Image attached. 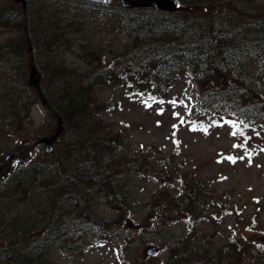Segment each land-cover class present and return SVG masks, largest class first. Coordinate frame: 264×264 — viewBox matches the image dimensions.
Returning a JSON list of instances; mask_svg holds the SVG:
<instances>
[{
  "label": "trees",
  "instance_id": "16d2710c",
  "mask_svg": "<svg viewBox=\"0 0 264 264\" xmlns=\"http://www.w3.org/2000/svg\"><path fill=\"white\" fill-rule=\"evenodd\" d=\"M55 1L61 6L43 23L41 18L35 23L33 14L25 13L22 7L18 14L12 12L11 7L1 10L2 24L24 31L19 41L8 45L9 53L27 59L32 46L33 56L40 58L45 54L47 58H54L59 51L82 46L84 30L78 15L74 14L80 3L110 11L106 6L72 0ZM176 1L182 8L176 13L120 9L129 44L108 67L88 81L79 79L55 60L41 64L47 109L52 110L51 115L57 121L58 118L63 120L62 137L68 136L57 142L58 146L64 145L59 148L61 150L53 156L27 162L30 168L15 179L9 178L0 191L3 199L9 201L5 213L8 216L13 213L19 218V224L9 225L17 233H8L7 224L1 223L5 236L0 241V264H51L50 251L54 244L64 250L81 248L87 233H107L109 224L97 215L96 209L102 203L118 211L132 208L126 183L132 174L153 177L163 184L172 180L164 172L169 168V162L158 160L155 166L161 170L157 172L149 160L141 162L117 152L114 144L120 137L111 138L109 126L104 127L101 119L113 103L99 100L100 88L124 85L130 90L148 89L161 95L169 91L177 69L188 65L191 81L199 89L189 115L197 127L223 121H233L253 131L263 126L257 116L264 107V100H258L252 88L249 62L258 59L264 69V10L247 14L238 4L240 0ZM39 25L46 27L32 33ZM26 86L24 80V88ZM28 90L38 97L33 88ZM7 115L12 118L8 135L14 136L16 133L11 130L23 126L22 121L13 110ZM21 135L16 142L21 145L26 140L25 143L30 145H22L28 149L33 139L24 133ZM183 188L182 202L187 213H191L189 206L195 205L196 191L192 185L183 184ZM163 190L159 199L163 208L158 216L162 221L172 223L174 206L180 207L178 203L182 202L171 196L168 186ZM191 190L192 194H189ZM12 192L20 195L24 208L18 201L13 204L16 198L11 197ZM40 194L44 197L42 207L33 211L38 214V229L26 232V224L30 222V214L26 212L28 200ZM235 246L233 243L230 248L216 252L205 246L192 249L185 241H177L174 247L179 253L172 252V261L174 264H264V257L251 255L252 250L246 248L245 243H239L237 255L232 248Z\"/></svg>",
  "mask_w": 264,
  "mask_h": 264
},
{
  "label": "rangeland",
  "instance_id": "374dc122",
  "mask_svg": "<svg viewBox=\"0 0 264 264\" xmlns=\"http://www.w3.org/2000/svg\"><path fill=\"white\" fill-rule=\"evenodd\" d=\"M238 4L247 14L264 10V0H240ZM60 6L55 0H30L28 11L36 19L35 23L39 18L43 23ZM5 7H11L16 14L21 11V6L14 0H0V12ZM106 7L110 8L109 12L81 3L76 7L74 14L78 15L84 30L82 46L59 51L54 58L34 55L41 74V64L55 60L79 79L88 81L124 51L129 36L121 18L123 7L118 0H111ZM45 27L35 26L32 33ZM23 35L24 31L4 25L0 19V167L4 168L0 170V191L9 178L15 179L30 168L27 162L46 156L45 146H36V143L58 128L52 110L44 107L28 90L30 57L25 59L8 52V45L19 41ZM249 64L252 88L257 99L264 100V69L258 59H252ZM191 74L188 65L179 67L169 91L161 95L148 89L130 90L124 85L100 88L99 100L113 103L101 119L104 127L109 126L111 138L120 137L114 144L117 152L141 162L149 160L157 172L161 170L155 166L158 160L169 162L170 166L164 172L172 180L163 184L153 177L130 175L126 183L133 207L118 211L109 204H100L96 213L109 224L108 232L101 235L87 233L81 248L64 250L54 244L50 251L51 264H174L172 252L179 253L174 247L177 241H185L192 249L205 246L216 252L230 248L234 243L236 246L232 248L236 255L239 243H245L246 248L252 250L251 255L264 257V107L257 116L263 126L257 127L256 131L233 121L197 127L189 116L199 91L191 81ZM12 110L18 119L20 116L23 125L16 131L11 130L16 133L14 136L8 135L12 118L7 113ZM23 133L33 139L34 147L26 149L23 146L26 140L21 145L16 142ZM67 136L62 137V141ZM63 147V144H56L55 152ZM183 184L192 185L196 191L195 205L189 206L191 213H187L182 202ZM166 186L171 196L182 202L178 203L180 207L174 206L172 223H166L158 216L163 208L159 199ZM11 197L16 198L13 204L18 201L21 208L25 207L20 195L12 192ZM43 199L40 194L28 200L26 212L30 214V222L26 224V232L38 229V214L33 211L42 207ZM7 208L9 201L0 195V241L5 236L1 223L7 224L10 234L17 230H12L9 225L19 224L18 215L8 216ZM21 223L24 225L23 219ZM149 247L159 248V254L146 258L145 251Z\"/></svg>",
  "mask_w": 264,
  "mask_h": 264
},
{
  "label": "water",
  "instance_id": "95a60500",
  "mask_svg": "<svg viewBox=\"0 0 264 264\" xmlns=\"http://www.w3.org/2000/svg\"><path fill=\"white\" fill-rule=\"evenodd\" d=\"M17 4L22 5L24 10L27 11L28 1L29 0H14ZM88 3L104 6L107 5L109 0H84ZM122 3V6L127 10L133 9H152L158 10L162 12H178L180 9L177 8V3L174 0H119ZM29 52L32 53V48L30 47ZM41 75L39 74V70L34 64V59L32 58L30 61V78L29 85L35 89H37L40 98L42 99L43 105L47 106L48 102L45 99L42 90H41ZM63 120L61 118L58 119V131L50 136L45 137L39 141V144H43L46 147L45 153L49 156L54 154V145L60 138L63 132ZM159 253V249L156 247H150L146 249L145 256L150 258L156 256Z\"/></svg>",
  "mask_w": 264,
  "mask_h": 264
},
{
  "label": "snow or ice",
  "instance_id": "6c2138e0",
  "mask_svg": "<svg viewBox=\"0 0 264 264\" xmlns=\"http://www.w3.org/2000/svg\"><path fill=\"white\" fill-rule=\"evenodd\" d=\"M173 103H175V102L173 101ZM181 122H183V121H181ZM205 130H206V129H205ZM233 135H235V133H233ZM229 159H233V162H235L234 158L229 157Z\"/></svg>",
  "mask_w": 264,
  "mask_h": 264
},
{
  "label": "bare ground",
  "instance_id": "6f19581e",
  "mask_svg": "<svg viewBox=\"0 0 264 264\" xmlns=\"http://www.w3.org/2000/svg\"><path fill=\"white\" fill-rule=\"evenodd\" d=\"M31 48H32V46H31ZM32 50H33V48H32Z\"/></svg>",
  "mask_w": 264,
  "mask_h": 264
}]
</instances>
